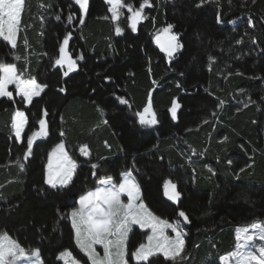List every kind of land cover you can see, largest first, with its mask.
<instances>
[{
	"label": "trees",
	"instance_id": "16d2710c",
	"mask_svg": "<svg viewBox=\"0 0 264 264\" xmlns=\"http://www.w3.org/2000/svg\"><path fill=\"white\" fill-rule=\"evenodd\" d=\"M141 2L125 0L135 8ZM198 2L150 0L133 31L127 8L113 22L105 0H89L83 23L73 0H26L17 46L0 39V61L46 85L31 104L14 91L11 99L0 97V233L26 251L39 249L43 264H63L58 254L65 250L89 264L68 212L100 179L119 182L127 170L154 215L169 222L181 219V210L188 215L190 223L181 225L189 254L179 264H220L235 247V227L264 222V0H208L199 8ZM168 24L183 45L169 58L154 44ZM69 34L67 52L77 67L64 76L54 60ZM149 99L157 123L143 126L136 113ZM173 100L180 105L176 120ZM14 110L27 117L19 142ZM41 118L47 135L25 159ZM60 141L77 168L67 187L52 189L44 184L45 164ZM165 180L177 185V204L163 198ZM147 235L130 231L129 264H138L131 252ZM150 260L173 264L160 254Z\"/></svg>",
	"mask_w": 264,
	"mask_h": 264
},
{
	"label": "snow or ice",
	"instance_id": "6c2138e0",
	"mask_svg": "<svg viewBox=\"0 0 264 264\" xmlns=\"http://www.w3.org/2000/svg\"><path fill=\"white\" fill-rule=\"evenodd\" d=\"M105 2L110 5L108 11L111 13L113 22L120 19L121 9L127 8L130 13L128 16L129 26L133 31H136L137 24L145 18L144 9L151 7L150 0H142L139 8L133 7L130 3H125V0H105ZM206 2L208 0H199L196 7L199 8ZM75 3L79 5V19L83 23L84 16L88 11L89 0H75ZM25 4L26 0H0V37L7 41L12 48L17 46V35L20 31L22 10ZM40 6L45 7L43 4ZM107 18L105 17V19ZM68 20L71 22L72 17L69 16ZM230 22L234 23V21ZM217 23H220L219 15L217 16ZM248 26L254 27L251 19L248 20ZM173 27L172 24H168L163 29V32L169 35L166 43L161 44V49L169 57H172L183 47L178 36L172 32ZM115 32L119 35L122 32L121 27L117 26ZM69 39L70 34L64 37L59 46V57L54 60V65L67 67V71L63 73L64 76H67L77 67L76 60L72 59L66 51ZM157 42L159 43V38H157ZM241 42L237 41V43ZM252 42L256 43V40L253 39ZM25 44H27V40H25ZM82 58L78 57V59ZM22 76L23 73L18 72L15 64L0 61V97L11 99L12 92L8 90L10 84L16 85V94L22 96L23 102L26 104H31L34 97L40 96L46 85L38 83L35 77L23 79ZM106 79L111 78L106 77ZM60 91H64V89L61 88ZM118 99L121 104L128 103L123 98ZM179 107L180 105L173 100L169 109L173 120L177 119ZM136 115L139 118V123L143 126H152L157 123L156 114L152 110L151 99L144 107L143 112H138ZM26 123L27 117L23 111L14 112L11 127L17 141L21 140V133L24 131ZM39 124L40 131L32 132L27 138L25 159L31 155L34 141L40 136L47 135L48 128L45 119L41 118ZM80 151L84 156L89 155L87 146H82ZM55 153H59L60 163L56 168H53L52 157ZM20 167L23 168V165L21 164ZM92 167L95 169L97 165L94 164ZM76 168V162L64 151V145L59 144L53 153L49 154L44 184L52 189H57L58 186L67 187L72 181ZM93 174L95 175V173ZM237 178L239 177L237 176ZM100 184L108 185V187H98L95 191H89L81 196L78 201L79 208L73 209L70 213L75 243L85 253L91 264H129V260L126 259L128 256L127 241L132 225L150 228L152 231V234L147 237V243L139 244L135 251L131 252V258L136 260L138 264H152L150 258L158 253L162 254L166 260H171L173 264H179L181 260L186 259L183 255L185 252V232L181 224L187 225L190 220L185 211H179L177 215L181 219L173 222L154 215L141 199V189L133 175V170L124 173L118 185L112 182L111 177L101 180ZM163 187L164 194L169 200L176 202L180 199L181 193L177 191V185L171 180H165ZM121 194L127 195V203L122 202ZM165 229H171L174 235H166ZM250 230L253 232L252 235L248 234ZM257 237L264 240V222L262 221H255L245 228L238 227L236 229V240L238 242L244 241V243H238V248L251 244ZM94 245L103 247L104 254L102 257L97 254ZM20 259L29 260L31 264H43L39 249H31L26 254L25 249L11 239L7 233H0V264H17ZM58 259L63 260L65 264H79V261L73 258V254L68 250L61 252ZM229 259L234 260L235 264H264V246L257 247L255 251H238L233 257H220V260L225 264Z\"/></svg>",
	"mask_w": 264,
	"mask_h": 264
},
{
	"label": "rangeland",
	"instance_id": "374dc122",
	"mask_svg": "<svg viewBox=\"0 0 264 264\" xmlns=\"http://www.w3.org/2000/svg\"><path fill=\"white\" fill-rule=\"evenodd\" d=\"M74 2H75V0H73ZM168 33H164V32H162L159 36H161V37H163V38H166V39H168ZM0 39H3L2 37H0ZM63 42V41H62ZM67 48H68V45H67ZM67 48H66V51H67ZM68 53V52H67ZM166 54V53H165ZM69 55V54H68ZM166 56L169 58V56L166 54ZM58 67H60L61 69H62V71H63V73L65 72V71H67V67L66 66H59V65H57ZM75 71V70H74ZM73 72V71H72ZM69 73H71V72H69ZM8 90L10 91V92H15V94H16V85L15 84H10V85H8ZM17 95V94H16ZM17 96H19V95H17ZM21 98H23L22 96H20ZM5 98H8V97H5ZM12 98V97H11ZM16 111H21V110H14V112H16ZM14 112H13V114H14ZM13 130V129H12ZM40 131V124H39V129L36 131V132H39ZM13 135H14V131H13ZM14 137H15V135H14ZM21 137H22V133H21ZM42 137H44V136H40V137H38L36 140H38V139H40V138H42ZM16 138V137H15ZM35 140V141H36ZM34 141V142H35ZM19 142V141H18ZM59 144H63L64 145V142L63 141H60V142H58L57 144H55L52 148H51V150L48 152L49 154L50 153H53V150L54 149H56V147H57V145H59ZM64 151L66 152V150H65V146H64ZM67 153V152H66ZM69 156V155H68ZM48 163H49V156H48V160H47V162H46V164H45V173H46V170H47V165H48ZM58 163H60V158H59V153H55L54 155H53V157H52V165H53V168H56V166L58 165ZM127 171H129V170H127ZM127 171H124L122 174H121V179H122V177H123V174L124 173H126ZM121 179H120V181L119 182H114L113 180H112V182L114 183V184H116V185H118L120 182H121ZM101 180H103V179H100L99 181H98V183H97V185H96V187L95 188H93L92 190H89V191H95L98 187H108V185H102V184H100V181ZM59 187V186H58ZM89 191H87V192H85V193H83L82 195H80L77 199H76V205H75V207L74 208H72L69 212H68V219H69V222H70V224H71V218H70V213H71V211L73 210V209H76V208H79V204H78V201H79V199H80V197L81 196H83V195H85L86 193H88ZM222 193V195H224V193L223 192H221ZM121 200H122V202H124V203H127V195L126 194H121ZM203 217L204 216H201L200 217V215L198 216V219L200 220V218H202L203 219ZM252 224V223H251ZM250 225V224H249ZM249 225H245V226H238L239 228H245V227H247V226H249ZM71 226H72V224H71ZM182 226V225H181ZM133 227H139V228H141L139 225H132V228ZM238 227H235L234 228V239H235V247H234V249L230 252V253H228V254H226V255H222V256H224V257H233L238 251H240V252H246V251H255V249L257 248V247H260V246H264V240H260L258 237L251 243V244H248V245H245V247H243V248H238L237 247V245H238V243H244V241L243 240H241L240 242H238L237 240H236V229L238 228ZM142 229H146L147 231H148V235H147V237L149 236V235H151L152 234V231H151V229L150 228H142ZM165 231V234L166 235H168V236H173L174 234L171 232V229H165L164 230ZM73 233H74V231H73ZM249 235H252L253 234V232H252V230H250L249 231V233H248ZM242 236L244 235L243 233L241 234ZM75 240V239H74ZM144 243H147V238H146V241L144 242ZM94 247H95V249H96V252H97V254L99 255V256H103V254H104V249H103V247L101 246V245H94ZM25 252H26V254L27 253H29L30 251H26L25 250ZM63 252V251H62ZM61 253V252H60ZM59 253V254H60ZM59 254H58V256H59ZM84 255H85V253H83ZM159 254V253H158ZM189 254V252H187V251H185L184 253H183V255H185V256H187ZM160 255H162V254H160ZM86 256V255H85ZM163 256V255H162ZM164 257V256H163ZM221 257V256H220ZM220 257H219V263L220 264H225V262H222L221 260H220ZM86 258H87V261H88V263L89 264H91V262L88 260V257L86 256ZM126 259H127V257H126ZM58 260H60V259H58ZM63 264H65V262L63 261V260H60ZM133 261L134 262H137L136 260H134L133 259ZM205 262V261H204ZM204 262H202L201 264H206V262L204 263ZM17 264H31V262L29 261V260H26V259H20V260H18L17 261ZM79 264H82L80 261H79ZM227 264H235V261L234 260H232V259H229L228 261H227Z\"/></svg>",
	"mask_w": 264,
	"mask_h": 264
},
{
	"label": "water",
	"instance_id": "95a60500",
	"mask_svg": "<svg viewBox=\"0 0 264 264\" xmlns=\"http://www.w3.org/2000/svg\"><path fill=\"white\" fill-rule=\"evenodd\" d=\"M157 38H159V43L157 42ZM166 41H167V39L166 38H163V37H161V36H157L155 39H154V44H155V46L156 47H158L159 49H161V44H164V43H166ZM178 191V190H177ZM162 195H163V198L166 200V201H168V202H170V203H172V204H177L178 202H179V200L178 201H176V202H173V201H171V200H169L166 196H165V194H164V187L162 188ZM181 197V196H180Z\"/></svg>",
	"mask_w": 264,
	"mask_h": 264
},
{
	"label": "crops",
	"instance_id": "0c3cea01",
	"mask_svg": "<svg viewBox=\"0 0 264 264\" xmlns=\"http://www.w3.org/2000/svg\"><path fill=\"white\" fill-rule=\"evenodd\" d=\"M48 156H49V153H48V155H47V160H48ZM47 162V161H46ZM45 177V176H44Z\"/></svg>",
	"mask_w": 264,
	"mask_h": 264
}]
</instances>
